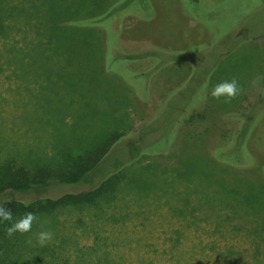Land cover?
<instances>
[{"label": "rangeland", "instance_id": "rangeland-1", "mask_svg": "<svg viewBox=\"0 0 264 264\" xmlns=\"http://www.w3.org/2000/svg\"><path fill=\"white\" fill-rule=\"evenodd\" d=\"M9 1L3 0L2 4L10 7L11 4H6ZM18 1L28 6V0ZM54 1L59 2L58 6L53 2L49 6L47 0H34L35 7H22L24 10L19 11L16 7L10 12L19 23L14 39L22 42L28 55L24 57L19 51L16 58L0 48V62L5 68V73H0V177L5 173L17 177L25 170L29 177L41 166L53 175L60 169L63 171L69 162H54L57 154L68 149L66 155L70 159L83 156L105 138L104 134L116 133L126 125L133 109L127 90L112 76L103 75L99 63L97 70L90 71L96 66L97 27L94 26L96 31H89L94 42L90 47L84 33H74L73 27L64 23L72 16L82 20L106 0ZM134 1L137 4L140 0ZM141 7L142 10L135 7L124 21L126 45L149 41L157 47V53L164 47L176 55L189 51L207 35L210 40L220 37L216 44L224 46L223 55L213 57L215 66L207 77L205 118L183 129L169 152L150 159L154 164L151 178L158 180L156 189L147 192L143 187L123 189L124 179L116 192L118 196L112 200L113 206L95 213L96 223L93 210L80 215L94 225L92 228L87 223L82 229L75 228L70 214L58 215L57 228L64 235L72 231L76 242L74 247L62 241L60 253L72 261L75 249L85 251L93 247L97 238L99 245L104 244L99 254L106 252L108 264H264V195L261 192H255L258 195L255 198L250 195L254 192L251 189H258L245 182L249 177L228 174L205 161L203 165V160L192 154L188 163L191 166L184 172L186 167H179L177 159L180 146L185 147L181 143L184 137L202 138L204 145L217 140L224 129L217 113L251 98L262 83L264 0H145ZM114 17L118 18V14ZM60 27L64 28L61 39L71 48L61 51L59 44L60 50L46 48L45 56L38 46L42 36L47 37L51 28L53 35L58 34L56 29ZM102 27L109 45L115 47L118 38L115 25L104 22ZM24 32L28 40H21ZM166 68L160 66L155 71L166 78L181 75V70L164 71ZM233 78L238 80L242 92L231 103L211 96L217 84ZM256 113L251 121H257L260 111L257 109ZM153 125L163 130L160 120ZM141 130L144 133L145 127ZM169 135L172 138L173 131ZM248 146L256 157L264 160V117L256 124ZM129 157L123 139H119L110 145L85 182L68 187L51 185L23 193L3 191L0 200L32 201L56 197L65 191L91 190ZM40 159L46 164L29 161ZM146 163L149 160H141L134 174L137 167ZM46 230L54 234L52 224L43 231ZM57 240L51 241L52 245H57Z\"/></svg>", "mask_w": 264, "mask_h": 264}, {"label": "trees", "instance_id": "trees-1", "mask_svg": "<svg viewBox=\"0 0 264 264\" xmlns=\"http://www.w3.org/2000/svg\"><path fill=\"white\" fill-rule=\"evenodd\" d=\"M2 1L0 0V48L16 58L17 53L21 51L22 56L25 57L28 52L23 49L22 42L14 39V33L18 31L15 27L19 26L18 18L10 12L16 7L17 11L35 7L32 6L34 0H28L27 7L24 6L26 3L18 0H10L6 3L11 4L10 7H5ZM47 1L49 6L52 2L55 6L59 4L54 0ZM109 1L107 4L104 1L102 7L87 14L82 20H78L80 19L77 18L78 16H72L64 23L73 27L72 32L84 33L89 46L90 43H94L90 40L89 31H96L94 26L97 27L96 66L90 71L97 70V63H99L103 75L112 76L117 84L127 90L133 105L129 122L121 126L116 133L104 134L102 138H105L81 157L70 159V156L66 155L68 149L57 154L53 159L54 162L65 160L69 163L66 169L63 171L60 169L55 175L44 166L38 167L35 175L29 177L26 170L17 177L11 173H5L0 177V194L3 191L23 193L51 185L68 187L85 182L92 176L93 170L98 166L110 145L119 139H123L124 148L130 157L109 174L106 180L91 190L76 193L65 191L56 197L34 199L28 207H24L20 201L10 200L2 203L0 200V206L10 210L13 214V221L6 222L0 219V264H108L106 252L99 254V248L101 245L104 247V244L99 245L97 238L93 247L86 248L85 251L81 248L75 249L72 261L61 255L62 241L66 240L74 247L76 242L72 231L64 235L63 231L57 228L60 226L58 215L70 214L73 218L70 222L75 228H84V223L92 228L94 225L83 220L80 215L83 216L84 213L93 210L96 216L93 223H96L98 215L96 212L103 213L105 208L113 206L112 200L118 196L119 193L116 194V192L120 191L118 188L124 179H126V185L123 189L143 187L145 192L156 189L158 180L151 178L154 164L150 159L155 160L154 158L157 159L169 152L183 129L205 118L207 77L215 66L213 57L221 58L223 55L221 51L224 46L216 44L220 37L210 40V35H207L205 40L190 47L193 51L190 49L178 52L176 55L164 47L160 49V53H157V47H153L149 41L126 45L123 39L124 21L132 11L136 10L135 7L143 8L141 6L144 5L145 0H140L137 4H134L136 2L134 0ZM44 4L48 9V5ZM116 14L118 18L114 17ZM104 22H111L115 25V37L118 36L115 47L109 45L107 33L102 27ZM64 23L63 27L66 28ZM63 27L56 29L58 34L53 35V28H51L47 30V37L42 36L43 41L40 40L38 46L45 56L48 55L46 48L47 50H60L62 47L61 51L63 49L69 51L71 48L62 40L64 39L61 33ZM27 36L24 32L21 40ZM160 66H167L164 71L181 70V75L178 78H166L159 74L160 71H155ZM0 73H5L1 62ZM8 77L10 78V75ZM250 96L251 98H246L243 103L238 102L235 106L217 113L218 120L224 129L214 142L204 145L202 138L196 140L195 137H184L181 143L185 147L182 149L180 146L181 154L177 159L179 167H186L184 172L191 166L188 163L191 162L190 155L192 154L203 160L201 162L203 165L207 162L209 165L222 168L228 174H241L249 177V180L245 179V182L258 189L256 191L251 189L254 192L250 195L255 198L258 196L255 192H261L264 195V160L256 157L250 150L248 140L256 124L264 117V79ZM257 109L260 111L258 119L251 121L255 120ZM53 115L59 118V115L54 112ZM167 115L171 118H166ZM157 120L161 121L163 130L160 126L153 125ZM57 121L62 122L60 119ZM142 127H145L144 133L141 130ZM169 131H173L172 138ZM169 139L170 141L167 142ZM201 142L205 146L204 150ZM143 159L149 160V163H146V166L137 167L138 171L135 175L134 169ZM29 161L46 164L44 159ZM29 211L36 213L39 217L38 221L33 222L32 230L27 234L17 233L12 238H8L5 234L6 228ZM50 224L52 228L54 226L53 240L58 239V244L52 245L49 242L40 246L37 243V233L45 230ZM28 240H31V244L27 243Z\"/></svg>", "mask_w": 264, "mask_h": 264}, {"label": "clouds", "instance_id": "clouds-1", "mask_svg": "<svg viewBox=\"0 0 264 264\" xmlns=\"http://www.w3.org/2000/svg\"><path fill=\"white\" fill-rule=\"evenodd\" d=\"M242 89L239 86L237 79L233 78L231 81H224L217 84L212 92L211 96L216 100H221L223 98L224 103H231L238 95H240ZM24 207H28L32 201H21ZM0 219L3 221H13V214L10 210H6L0 206ZM39 217L34 212H26L21 218L15 220L9 227L6 228L5 234L8 238H12L14 234H27L32 230L33 222L38 221ZM54 234L51 231H41L37 233V243L40 246H44L53 240ZM31 244V240L27 241Z\"/></svg>", "mask_w": 264, "mask_h": 264}]
</instances>
